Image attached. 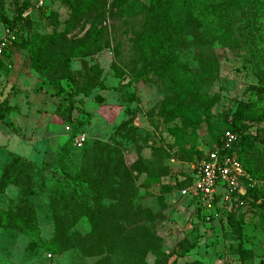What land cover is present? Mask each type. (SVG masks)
Masks as SVG:
<instances>
[{
  "label": "rangeland",
  "instance_id": "374dc122",
  "mask_svg": "<svg viewBox=\"0 0 264 264\" xmlns=\"http://www.w3.org/2000/svg\"><path fill=\"white\" fill-rule=\"evenodd\" d=\"M120 1L102 2L101 11L94 18L76 21L69 29L71 12L63 0H49L47 8L32 7L31 13L26 12L32 24H26L25 34L65 32L68 52L89 34L94 19L104 30L96 55L72 60L73 81L62 82L65 92L59 97L27 65L26 51L0 59V103L10 114L12 108L8 103L18 94L15 109L22 111L27 107L29 110L25 118L17 119L19 125L16 121L15 132L0 121V128L12 138L0 142L8 144L7 149L0 147V175L15 154L38 165L45 176L41 183L32 171L30 179L21 182L20 187L11 185L0 194V208L34 212L40 230V239H37L15 229H0V264H97L102 259L103 264H264V227L259 210H246L239 232H234L226 222L201 221L188 201L164 190L162 184L143 185L147 174L160 177L161 183H172L189 165L180 160L169 134V128L181 126V122L167 123L158 114L162 105L177 102L179 96L157 79L144 82L139 78L142 58L136 38L145 28V16L123 14L117 6ZM139 1L149 7L150 0ZM241 1L233 0L225 31H212L191 21L178 46L181 59L196 72L212 69L213 78L205 81L204 91L214 103L213 115L221 119L231 116L240 102L254 100L247 87L256 83V79L244 66L247 52L239 42ZM21 5L22 0H0V38L11 29ZM93 67H98L99 77ZM71 99L79 103L74 105L68 120L65 109ZM185 102L198 104L192 96ZM227 132L224 129L221 137ZM199 133V148L206 153L214 140L209 137L205 123ZM77 137L85 139L77 143ZM158 150L166 151L168 156L157 157ZM42 158H45L44 166H41ZM123 166L132 170L135 180L129 195L132 208L128 207L127 213L131 216L139 210H149L157 215L153 220L145 215L131 219L139 221L140 227H146L154 235L150 244L146 246L143 240V246L141 229L132 233L131 241H126L117 252L119 262H112L113 257L105 251L102 255L86 256L77 248L62 254L45 249L42 243L50 242L56 233L50 196L55 184L69 181L65 168L71 169L74 175L83 172L109 181L99 202L106 214L105 224H109L112 186L115 187L116 174ZM79 206L78 203H73L71 208L63 206L64 211L60 213L65 218L63 227L68 235L86 247L91 233L90 219L83 214L85 206ZM74 209L76 218L71 214ZM115 211L118 217L125 218L124 211ZM241 249L248 252L245 261L239 257Z\"/></svg>",
  "mask_w": 264,
  "mask_h": 264
},
{
  "label": "trees",
  "instance_id": "16d2710c",
  "mask_svg": "<svg viewBox=\"0 0 264 264\" xmlns=\"http://www.w3.org/2000/svg\"><path fill=\"white\" fill-rule=\"evenodd\" d=\"M105 1L107 0H63L64 5L71 12L68 29L73 27L76 21H88L94 18L95 13H100L102 2ZM232 2L233 0H150L149 7H147L139 0H121L117 6L123 14H143L145 16V28L136 38L142 58L139 78L144 82H153L157 79L162 86L168 87L173 94L179 96L177 102L162 105L158 114L167 123L176 120L181 122V126L175 125L169 128V134L178 148L180 160L188 165L205 158V151L199 148L201 145L199 132L202 124L205 123L208 135L214 140L216 146L220 145L224 129L237 135V142L232 153L250 178L261 182L264 181V0H242L240 2L239 42L247 52L244 66L252 72L256 83L247 87V91L252 93L254 100L240 102L231 116L221 119L213 115L214 103L204 91L205 81L213 78L212 69L205 68L198 73L181 59L178 52L182 34L191 21L204 25L212 31H225L232 12ZM29 6H31L30 0H22L19 14L11 22L12 27L9 30L15 33L16 40L0 56V59L26 51L27 65L38 76L45 79L55 91L54 95L59 97L65 92L62 82L73 81L72 60L96 55L101 47L104 30L94 19L89 34L68 52L65 49V32L38 33L33 31L25 34L26 24L29 26L32 24L29 14L26 13ZM7 26L9 27L8 23ZM211 65L214 67V63ZM113 68L119 71L116 65H113ZM93 70L99 77L98 67H93ZM189 96L198 100V104L186 103L185 99ZM76 102L71 99L65 109L68 120H71ZM8 113V108L0 103V120L5 121ZM157 152V157L166 158L168 156L166 151L158 150ZM44 165L45 158L41 166ZM37 166L13 154L0 175V194L11 185L20 187L21 182L30 179L32 171L35 173L34 177L42 183L45 176ZM65 169L69 181L55 184L50 196L52 210L55 213L56 233L50 242L42 243L45 249L62 254L68 249L77 248L86 256L102 255L105 251L113 257L112 262H119L117 252L123 245H126V241H131L129 235L132 233L141 229L142 244L143 240L146 246L150 244L154 235L146 227H140L139 221L131 219L142 218L145 215L149 220H153L157 215L149 210H139L137 215L130 216L126 211L128 207L132 208L130 202L132 196L129 197V195L134 190L135 181L130 168L123 166L119 174H116L115 187L112 186L114 194L109 206L112 211L109 224H105L106 214L99 206L100 195L109 181L102 177L98 179L96 176H87L83 172H77L74 175L71 169ZM178 175L179 178L177 175H171L177 177L172 183H161L160 177L156 178L147 174L143 185L150 187L154 184H162L164 190L178 196L179 190L192 184V178L186 171ZM261 196L260 190L248 186L243 199L250 205V210L260 211L263 228L264 202L258 203ZM73 203H78L80 205L78 208L85 206L86 211L83 214L88 215L90 219L91 233L88 236L89 243L86 247H82L79 240L74 241L68 235L67 229L63 227L65 218L60 213L63 210L61 207L70 206L71 208ZM119 209L125 212L124 219L122 216L118 217L119 214L115 210ZM76 212L75 209L71 212L75 218L77 217ZM197 213L203 221L198 211ZM245 216L247 213L243 211L228 212L223 214L221 222H226L234 232H239ZM128 222L129 225H126ZM6 228L15 229L30 238L40 239V230L34 212H26L24 209L4 210L0 208V229ZM145 250L148 251L146 247ZM238 254L240 260L247 259V251L241 249ZM97 264H103V259Z\"/></svg>",
  "mask_w": 264,
  "mask_h": 264
},
{
  "label": "built area",
  "instance_id": "2783aa9c",
  "mask_svg": "<svg viewBox=\"0 0 264 264\" xmlns=\"http://www.w3.org/2000/svg\"><path fill=\"white\" fill-rule=\"evenodd\" d=\"M28 13L35 9L48 7L49 0H30ZM14 32L8 31L0 38V56L15 42ZM84 137H77L82 143ZM237 142V135L227 132L220 139V145L213 144L205 158L188 164L186 170L192 178V184L178 192V198L188 201L194 211L200 214L206 223L221 221L224 213L246 212L250 205L243 199L248 186L262 192L258 203L264 202V181H253L242 164L232 153Z\"/></svg>",
  "mask_w": 264,
  "mask_h": 264
},
{
  "label": "crops",
  "instance_id": "0c3cea01",
  "mask_svg": "<svg viewBox=\"0 0 264 264\" xmlns=\"http://www.w3.org/2000/svg\"><path fill=\"white\" fill-rule=\"evenodd\" d=\"M18 98H19V95H15L14 97H12L8 103V106L12 108L10 114L8 113L5 121H1V122H4L13 132H15V128L17 129V126L19 125V119L23 117L25 118L26 114L29 112L28 108L25 107L24 109H22V111H20L19 109H15L17 108V102H18ZM24 99H26V96L24 97ZM22 100V98L20 99V101ZM27 101V100H26ZM25 101V102H26ZM19 103V102H18ZM18 119V120H17ZM16 121L17 124H16ZM26 126H28L26 124ZM27 129H29V127H25ZM7 140V141H10L12 138L10 137V135H5L4 131L0 128V142H4V140ZM7 146L8 144L5 145V143H0V147H5L7 149ZM33 149V147H32ZM43 159V158H42ZM43 162V160H42ZM41 163V162H40Z\"/></svg>",
  "mask_w": 264,
  "mask_h": 264
}]
</instances>
